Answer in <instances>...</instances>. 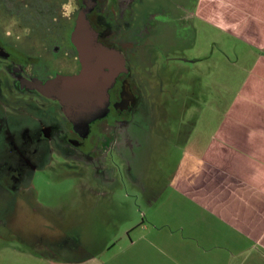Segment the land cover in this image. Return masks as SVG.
I'll use <instances>...</instances> for the list:
<instances>
[{"label": "rangeland", "instance_id": "1", "mask_svg": "<svg viewBox=\"0 0 264 264\" xmlns=\"http://www.w3.org/2000/svg\"><path fill=\"white\" fill-rule=\"evenodd\" d=\"M35 1L24 0L27 6ZM63 1L39 0L40 16L46 15L48 7L62 10ZM200 1V6L196 7V42L207 59L195 64L167 59L163 62L169 67L163 76L167 88L162 93L165 104L157 103V106L165 105L166 112L158 122L162 123L164 132L170 133L169 137L154 125L150 127L149 139L144 136L142 145L133 153H127L122 144L121 152L113 154L114 159L110 154L111 162L119 161L122 170L117 173L120 177L115 186L114 182L109 184L101 180L85 162L66 158L56 151L45 166L34 173L29 184L23 182L16 193H9L6 185L0 183V264H48V259L35 256L36 251L45 257L62 260L63 255L52 253L48 248L50 245L58 249L68 243L60 242L61 232L67 237L81 239L71 240L72 244L97 253L113 239L125 236L128 222L148 214L146 199L134 183L159 181L165 186L170 182L183 150L177 138L183 130L189 133L198 118L264 120L262 14L256 7L254 12H246L230 10L215 0ZM18 15L5 8L0 10V38L24 46L33 58L45 52L47 46L56 43L59 47L62 45L61 48L65 46L74 26L76 9L70 10L67 16L59 12L61 25L55 34L49 29L35 28L33 24L13 28L19 21ZM29 30H39L36 33L44 34L43 39L38 34L28 38ZM169 39L170 36H164L163 41ZM61 54L62 51L55 52L54 56ZM63 67L60 62L56 63L57 69ZM162 96L160 98V93L155 92L153 99L160 102ZM160 112L158 110V116ZM125 164H128L126 168ZM101 189L111 194H102ZM159 197L155 194L153 199ZM248 260L249 264H264V258H257L256 253H250Z\"/></svg>", "mask_w": 264, "mask_h": 264}, {"label": "flooded vegetation", "instance_id": "2", "mask_svg": "<svg viewBox=\"0 0 264 264\" xmlns=\"http://www.w3.org/2000/svg\"><path fill=\"white\" fill-rule=\"evenodd\" d=\"M196 5L197 0H96L87 17L98 33V40L120 51L126 63L108 90L107 113L91 121L86 130L74 127L57 100L27 85V81L36 78L45 82L57 74L72 75L81 70L71 32L85 6L83 0H64L63 11L48 7L44 17L38 11L39 0L30 6L24 0H0V10L5 8L19 14L13 28L33 24L53 34L61 25L59 12L67 16L76 9L74 26L63 48L56 43L32 58L24 46L0 38V183L6 185L8 192L16 193L23 182L29 184L53 151L85 162L101 180L109 181L105 183H115L122 170L119 161L111 162L110 154L114 159L113 154L121 152L122 144L127 153H133L142 145L144 136L149 139L150 127L162 129L158 121L166 106L157 103L165 104L162 93L167 88L163 76L169 67L164 60L193 63L198 60L194 56L199 48ZM31 19L36 22L30 23ZM38 31L29 30L28 38L38 34L43 39L44 34ZM164 36L170 39L165 42ZM61 51L59 57L54 56ZM59 62L64 67L57 69ZM155 92L162 96L160 102L153 99ZM127 162H131L129 157ZM102 194L111 191L102 190Z\"/></svg>", "mask_w": 264, "mask_h": 264}, {"label": "crops", "instance_id": "3", "mask_svg": "<svg viewBox=\"0 0 264 264\" xmlns=\"http://www.w3.org/2000/svg\"><path fill=\"white\" fill-rule=\"evenodd\" d=\"M215 1L230 10L256 7L264 20V0ZM194 56V64L207 59L199 48ZM183 131L170 182L134 183L149 211L128 222L125 236L95 253L61 232L60 242L68 243L48 248L62 260L35 256L48 264H249L250 253L264 258V120L198 118Z\"/></svg>", "mask_w": 264, "mask_h": 264}, {"label": "water", "instance_id": "4", "mask_svg": "<svg viewBox=\"0 0 264 264\" xmlns=\"http://www.w3.org/2000/svg\"><path fill=\"white\" fill-rule=\"evenodd\" d=\"M71 40L77 48L81 70L72 75L57 74L42 81H27L30 88L57 100L64 115L77 129H86L91 121L103 117L108 111L109 88L116 75L125 67L123 54L98 40V33L88 19L96 0H83Z\"/></svg>", "mask_w": 264, "mask_h": 264}]
</instances>
